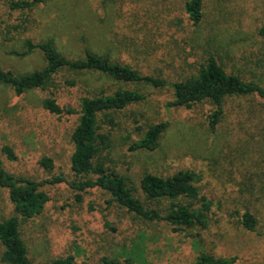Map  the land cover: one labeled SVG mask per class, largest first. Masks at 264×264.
I'll return each instance as SVG.
<instances>
[{"label": "rangeland", "instance_id": "obj_1", "mask_svg": "<svg viewBox=\"0 0 264 264\" xmlns=\"http://www.w3.org/2000/svg\"><path fill=\"white\" fill-rule=\"evenodd\" d=\"M8 1L0 0L3 69L19 73L39 69L44 64L39 51L25 56L15 52L23 49L27 38L52 39L57 51L70 58L82 56L83 49L89 48L169 80L193 72L212 55L226 72L264 86V41L258 32L264 24V0H204L202 20L195 26L183 13L185 0H47L24 12L11 10ZM132 8L137 10L134 20L125 14ZM137 18L152 24L144 28L132 23ZM66 79L74 84L68 85ZM116 89L137 90L146 97L98 115V132L108 138L101 145L100 160L124 176L137 194L145 172L167 176L178 170L193 171L200 193L211 200L209 225L193 242L184 244L185 239L171 235L163 225H138L123 209L105 202L107 194L100 189H89L76 201L66 184H46L42 189L49 200L42 212L21 222L20 232L32 261L56 264L55 260L72 256L77 264H104V257L119 256L130 258L132 264H195L197 255L205 251L236 256L235 264H264L261 98L228 100L217 131L211 132L206 119L211 105L168 106L172 90L167 86L67 69L55 74L46 89L20 95L0 84V154L8 145L16 155L9 160L1 154L4 168L34 180L56 175L75 179L69 166L70 134L80 99ZM47 97L74 112L50 113L42 106ZM240 104L245 110L248 106L256 109L257 130L244 117L246 113L235 112L234 105ZM163 121L168 126L155 149L133 147L149 125ZM237 124L239 130H234ZM255 131L261 134L255 136ZM43 156L52 159V167L39 164ZM6 194L0 187V219L13 213ZM166 204L165 200L160 206ZM245 210L256 217V231L240 224Z\"/></svg>", "mask_w": 264, "mask_h": 264}, {"label": "trees", "instance_id": "obj_2", "mask_svg": "<svg viewBox=\"0 0 264 264\" xmlns=\"http://www.w3.org/2000/svg\"><path fill=\"white\" fill-rule=\"evenodd\" d=\"M47 0H9V8L13 11L32 10ZM204 0H185L182 10L192 25H198L203 17ZM133 14H130L132 13ZM137 10L132 8L126 12L127 17L136 16ZM136 19L135 17L133 20ZM137 18L139 26L147 28L152 24ZM264 41V24L258 29ZM153 35V34H152ZM39 51L44 64L39 69L19 73L0 68V84L9 86L15 94L20 95L34 89H46L53 76L63 69L70 71H95L122 82L143 83L153 87H169L172 100L168 106L192 108L196 104H210L207 112V124L211 132H215L224 116L228 100H241L247 97H258L264 100V86L253 80H245L238 74L229 73L212 56H207L193 72L175 80L161 75L144 73L129 65L113 61L108 55H99L89 48L83 49V55L70 58L57 51L52 39L33 40L27 38L23 49L15 52L25 56ZM73 85V80H65ZM145 94L137 90L116 89L112 93L99 92L83 96L80 99V111L75 126L70 134L72 151L69 166L75 177L66 180L62 175L34 180L8 172L2 163L1 154L7 159L15 160L13 149L4 145L0 154V187L5 189L7 198L12 205L13 213L0 219V262L7 264H35L29 257L25 241L21 234V222L40 214L49 200L48 194L42 189L46 184L64 183L72 191L74 199L80 201L89 189L97 188L107 194L105 202L123 209L138 225L160 224L178 238L185 239L184 244L193 242L209 225L208 213L211 200L201 194L195 182V173L191 170H178L167 176L145 172L139 181V194L136 188L128 184L126 178L100 160L101 145L108 142L105 134L98 132V115L107 111L119 110L129 103L138 102ZM42 106L53 114L74 112L71 108L64 109L54 98L43 99ZM250 107V108H249ZM234 105L235 112L244 116L254 129H258L256 109L248 106L243 109ZM105 115V114H104ZM262 116H264V108ZM168 122H157L149 125L144 134L134 142L133 147L146 150L155 149L161 134ZM237 124L234 130H239ZM241 130V128H240ZM255 136L261 134L253 132ZM243 135V134H242ZM261 146V145H260ZM264 146V145H263ZM39 164L44 168L53 165L52 159L43 156ZM167 201L161 207L163 201ZM240 224L249 231H256V217L250 211H243L239 216ZM112 230V226H109ZM236 256H217L201 251L195 264H235ZM104 264H132L130 258L119 256L104 257ZM56 264H77L72 256L55 260Z\"/></svg>", "mask_w": 264, "mask_h": 264}]
</instances>
